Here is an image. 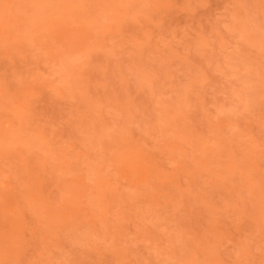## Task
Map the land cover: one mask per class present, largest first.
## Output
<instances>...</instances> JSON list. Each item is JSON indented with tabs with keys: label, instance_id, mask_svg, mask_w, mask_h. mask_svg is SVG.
<instances>
[{
	"label": "rangeland",
	"instance_id": "obj_1",
	"mask_svg": "<svg viewBox=\"0 0 264 264\" xmlns=\"http://www.w3.org/2000/svg\"><path fill=\"white\" fill-rule=\"evenodd\" d=\"M0 264H264V0H0Z\"/></svg>",
	"mask_w": 264,
	"mask_h": 264
}]
</instances>
